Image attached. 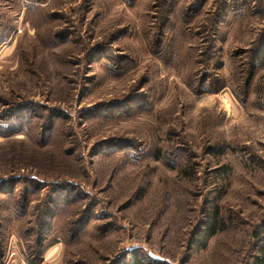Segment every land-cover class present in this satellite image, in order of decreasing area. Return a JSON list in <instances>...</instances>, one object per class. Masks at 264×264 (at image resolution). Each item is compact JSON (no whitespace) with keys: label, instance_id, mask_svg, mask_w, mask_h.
Listing matches in <instances>:
<instances>
[{"label":"rangeland","instance_id":"obj_1","mask_svg":"<svg viewBox=\"0 0 264 264\" xmlns=\"http://www.w3.org/2000/svg\"><path fill=\"white\" fill-rule=\"evenodd\" d=\"M263 231L264 0H0V264H254Z\"/></svg>","mask_w":264,"mask_h":264},{"label":"trees","instance_id":"obj_2","mask_svg":"<svg viewBox=\"0 0 264 264\" xmlns=\"http://www.w3.org/2000/svg\"><path fill=\"white\" fill-rule=\"evenodd\" d=\"M223 228L224 226L221 225V221L219 219V212L217 208H214L213 211L208 214V219L203 223L201 229L198 230L199 238H201V241H203L204 244L209 237L213 236L216 232L222 230ZM131 264L147 263L141 262L139 260H136V258H133ZM254 264H264V242L259 248V254L255 258Z\"/></svg>","mask_w":264,"mask_h":264}]
</instances>
